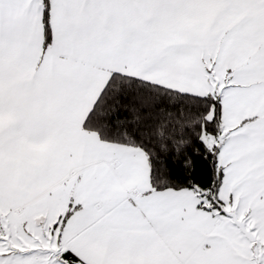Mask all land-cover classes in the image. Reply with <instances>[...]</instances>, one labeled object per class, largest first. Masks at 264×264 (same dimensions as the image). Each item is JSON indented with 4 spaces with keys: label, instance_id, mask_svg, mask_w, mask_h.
I'll return each instance as SVG.
<instances>
[{
    "label": "snow or ice",
    "instance_id": "snow-or-ice-1",
    "mask_svg": "<svg viewBox=\"0 0 264 264\" xmlns=\"http://www.w3.org/2000/svg\"><path fill=\"white\" fill-rule=\"evenodd\" d=\"M0 264H264V0H0Z\"/></svg>",
    "mask_w": 264,
    "mask_h": 264
}]
</instances>
